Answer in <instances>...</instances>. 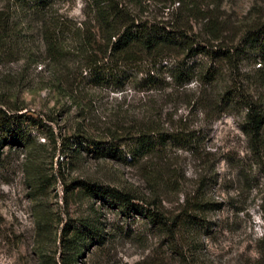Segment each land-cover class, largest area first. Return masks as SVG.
I'll return each instance as SVG.
<instances>
[{
  "label": "rangeland",
  "instance_id": "obj_1",
  "mask_svg": "<svg viewBox=\"0 0 264 264\" xmlns=\"http://www.w3.org/2000/svg\"><path fill=\"white\" fill-rule=\"evenodd\" d=\"M118 1L143 21L181 23L197 42L205 38L203 17L211 15L224 47L264 20V0H197L193 10L183 0ZM27 9L0 0V108L20 116L30 141L0 146V264H62L63 239L84 222L101 238L86 240L76 264H264V127L254 151L238 98L264 99L259 64L197 55V77L179 88L169 69L182 56L171 55L160 67L148 60L127 67L117 86H94L88 60L109 59L91 0H52L40 16ZM51 37L58 51L48 49ZM211 65L220 74L204 85L201 67ZM149 70L161 86H145ZM225 91L234 100L214 107ZM192 130L196 151L168 143L131 163L87 151L71 159L60 149L64 137L110 141ZM80 182L129 194L135 208L83 195ZM195 196L209 204L198 215L202 227L168 230ZM153 214L162 223L151 222Z\"/></svg>",
  "mask_w": 264,
  "mask_h": 264
},
{
  "label": "trees",
  "instance_id": "obj_2",
  "mask_svg": "<svg viewBox=\"0 0 264 264\" xmlns=\"http://www.w3.org/2000/svg\"><path fill=\"white\" fill-rule=\"evenodd\" d=\"M183 1L192 10L197 6V0ZM16 2L25 10L28 8L27 10L31 11L34 16L42 15L44 10L52 5V0H16ZM91 2L95 10L99 37L106 41L109 59V62L102 61V63L93 59L88 60L85 70H87L89 82L94 86H117L126 77L127 67L143 60L150 61L152 68L157 65L160 67L163 61L175 55L182 56V59L177 60L175 65L169 69V76L179 88L184 87L191 83L198 74V66L191 58L201 55L213 62H232L237 65L244 61L258 63L259 84L264 88V20H259L246 27L236 44L224 47L220 41L221 33L217 22L211 15L203 17L205 21L200 35L205 38L202 42H197L196 38H200L199 35L191 34V31H188L181 23L169 25L168 22L143 21L132 15L129 8L118 0H91ZM198 12L201 11L198 10ZM113 38L114 41H112ZM47 45L50 51H58L52 37L47 41ZM201 70L204 72L200 73L199 79L204 85L212 84L220 74L214 65L206 69L201 67ZM151 72L152 70H149L145 74L142 82L145 86H161L163 84L161 80ZM229 96H232L229 91L222 93L214 107L234 100ZM238 98L244 101L246 108L243 133L250 139L252 149L258 151V148L262 147L264 99H247L242 93L238 94ZM199 102L202 103L203 99ZM8 112L0 108V146L3 142L28 146L29 137L22 131L20 116L10 115ZM198 142L199 135L194 130L175 133L141 131L124 138L114 136L110 141L86 139L79 136L64 137L60 141V149L63 156L71 159H77L82 151H87L92 152L97 158L109 157L123 161L129 158L131 163L148 156L158 155L168 143L189 148L194 152ZM78 187L83 195L97 196L109 204L115 202L123 211L135 208L129 194L88 182H80ZM208 205L201 196H195L191 200L187 199L182 214L172 220L171 228L169 227L168 230L173 231L174 226L176 230L181 231L202 227L200 222L203 220L199 219L198 215L202 214ZM159 216L158 214L151 215V222L162 223V218ZM167 224L165 223V226ZM38 225H41V219H38ZM63 236L67 237L66 231ZM94 237L101 238L98 231L93 229L92 224L84 222L80 223L79 227H73L71 237L63 239L67 257H64L62 264H76V258L85 247L86 240H92Z\"/></svg>",
  "mask_w": 264,
  "mask_h": 264
}]
</instances>
